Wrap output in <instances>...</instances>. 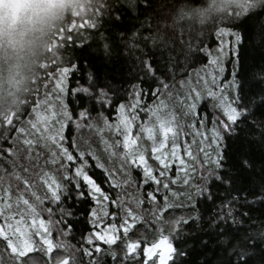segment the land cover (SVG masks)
I'll list each match as a JSON object with an SVG mask.
<instances>
[{"label": "snow or ice", "instance_id": "snow-or-ice-1", "mask_svg": "<svg viewBox=\"0 0 264 264\" xmlns=\"http://www.w3.org/2000/svg\"><path fill=\"white\" fill-rule=\"evenodd\" d=\"M70 2V19L64 20L56 29L46 47L45 59L38 65L37 74L28 80L15 106L0 111V244L3 245L0 257L11 260L12 264H22L29 253L42 249L45 256L52 259L53 232L60 235L72 232L70 220L76 217L73 208L81 203L90 205L85 209V219L92 229L84 239V243L92 247L81 251L83 256L92 257L94 252L100 251L97 241L112 245L122 236L127 237L138 223L152 224L158 215L153 209L158 196L162 195L164 201L161 211H166L169 206L166 193L177 195L172 186L179 182L184 186L185 199L193 208L196 206L193 200L199 202L202 199L212 205L217 199L221 200L215 219L218 227L228 226L221 228L223 239L219 241L224 253L223 264H264V247H261L264 235L244 236L237 240L231 227L236 221L229 207L235 198L229 200L217 196L214 191L219 188L230 196L242 178L250 180L256 175L255 161L250 162V157L246 156H241L236 164L240 169L239 175L225 171L220 146L225 137L240 140L254 137L259 131V141L252 138L247 143H259L264 147V121L255 120L257 111L264 108V65L251 75L252 94L241 98L243 86L233 82L236 96L232 103L209 87L216 84V75L211 72L205 76L197 73L195 83L190 79L180 80L178 95L167 91L168 102L159 100L151 108L147 105L141 108L143 89L137 85L126 90L135 99L134 103L127 106L118 103L114 107L113 96H118L119 91L107 79L89 73L88 85L73 89L72 94L85 95L103 109L114 107L115 122L110 123L105 118L103 128H96L98 134L107 130L113 137L111 143L103 140L106 166L89 142L74 136V131L94 126L90 123L91 113L87 108L74 117L64 103L65 81L78 68L76 63L71 62L69 66H60L66 60L64 52L71 47L82 49L89 44L90 38L94 39L100 45L103 58L127 66L133 79L138 77L144 82L145 78H152L158 81L160 87L153 88L151 92L156 98L162 94V89L169 90L170 85L157 77V69L153 67L155 61L145 57H154L157 50L168 52L171 76L166 75V79H172L195 52L191 47L182 46L179 54L183 56V62H180L172 56L169 43H158L153 35L156 29L151 15L155 0H124L133 12L138 7L142 8L141 15L148 19L140 21L139 25H129L121 19L118 14L120 9L117 8L120 0ZM261 12H264V0H238L237 7L228 18L239 21L247 17L255 25L254 38L264 48ZM217 34L223 36L225 33L218 29ZM229 34L234 36L235 48L241 37ZM223 51L221 47L219 52ZM234 55L238 57V53L234 52ZM210 64L217 65L218 58L210 60ZM172 69L176 71L172 72ZM49 84L53 86L49 88ZM205 91L207 98L217 101L214 107L223 109L224 116V120L219 122V129L213 126L211 137L202 131L205 117L199 111ZM138 110L148 114L151 126L138 122ZM70 126L73 132H69ZM134 127H138L135 136L132 134ZM141 134H146L147 140L151 141L150 151L138 143ZM206 143L208 147H205ZM193 145H196L195 153ZM208 148H212L215 158ZM209 162L211 166H208ZM97 169L102 173V179L97 176ZM133 173H137L135 178ZM197 174V183L193 185L191 180ZM260 180L264 182V169L261 170ZM133 183L137 188H151L143 194L147 204L145 199L129 194L127 189ZM161 188L165 194H161ZM69 201L72 203L69 204ZM141 207H147L143 214L138 212ZM107 208H111L112 212ZM105 219L110 223L105 224ZM182 223L189 221L183 220ZM187 255L163 237L146 247H142L141 242H129L124 260L127 262L129 258L135 260L142 256L140 264L149 260L153 264H179V258ZM57 264H70V260L63 258ZM71 264H77V261L72 259ZM80 264H83L82 259Z\"/></svg>", "mask_w": 264, "mask_h": 264}, {"label": "trees", "instance_id": "trees-1", "mask_svg": "<svg viewBox=\"0 0 264 264\" xmlns=\"http://www.w3.org/2000/svg\"><path fill=\"white\" fill-rule=\"evenodd\" d=\"M117 8L120 9L118 14L121 19L129 25H139L140 21L148 19L141 15V7L133 12L124 4V0H120ZM233 10V8L223 7L220 0H155V7L151 15L154 17V27L156 29L153 35L157 37L158 43H169L172 56L180 62H183V56L179 54L182 46L191 47L195 52V55L189 59L185 67L179 69L177 75L172 79H166V75L171 76L168 52L157 50L154 57H145L150 61H155L153 67L157 69V77L169 83L170 88L177 85L180 80L208 63L210 53L219 44L220 36L217 34V30L228 29L230 33H235L241 37L236 49L238 57L234 53L232 54V59L237 61V83L242 85L244 89L240 96L243 98L246 94H252L254 88L252 87L251 75L260 66L264 65V48L254 38L255 25L247 17L239 21H232L228 18ZM260 18L264 19V12L260 13ZM68 19H70L69 13L64 20ZM230 36L234 38L233 35ZM144 51L147 52L148 49H144ZM64 56L66 60L60 65L61 67L69 66V62L78 65L77 70L71 72L65 81L67 107L74 117L78 112L87 108L91 113L92 125L103 124L104 120L101 118L114 120L116 115L115 105L125 103L133 98L126 91L131 89L133 85L143 89L140 99L141 106H153V102L157 99L151 95V92L153 88L160 87L158 81H154L152 78H145L144 82H141L138 77L133 79L127 70V66L109 62L103 58L100 45L94 39L90 38L89 44L82 49L68 48L64 52ZM44 59L45 56L40 58L37 65L43 62ZM37 69L38 66L31 78L37 74ZM51 70L52 68L49 69V71ZM171 71L175 72L176 69ZM89 73L107 79L119 91L118 96H113V108L103 109L99 104H93L89 101L85 95L72 94L73 89L88 85ZM180 73H187V75H181ZM40 74L43 75V72ZM52 86V84H49V88ZM25 87L26 85L17 92V101L23 95ZM162 92H165V90L162 89ZM13 105L15 106V104ZM255 120L256 122L264 121V108L257 111ZM242 127L245 126L242 125ZM88 131V133L98 136L93 128L88 129ZM69 132H73L71 126ZM252 138L259 141L260 132L256 131L254 137H246L240 140L225 137L222 146L223 168L233 175H239L240 169L236 167V164L241 156H246L250 157V162L255 161L256 175L250 180L242 178L237 189L232 191L230 196L222 189H214L217 196L227 197L229 200L235 198L229 207L236 221L231 227L235 230L234 236L237 240L244 236L258 237L264 235V182L260 180L261 170L264 169V147L259 143L255 145L247 143V140ZM96 174L102 179V173L99 169L96 170ZM71 203L69 201V204ZM220 204V199L216 200L215 205L210 202L205 203L201 199L199 202L196 201L195 208L189 205L171 207L164 211L161 219L157 217L153 221V224L158 223L160 226L166 224L168 227L165 231L170 233V240L175 247L188 253L187 256L179 258V264H223L224 253L219 246V241L223 239L221 228H227L228 226H217L215 214L218 210L217 206ZM86 207H90V205L81 203L73 208L76 217L70 220L72 232L59 237L60 242H57L52 252V259L49 260L44 252L38 251L29 253L23 259L22 264H34L35 262L39 264H57L63 258H69L70 264L72 259H75L77 264H80L81 259L83 264H140L143 260L142 256L137 257L135 260L129 258L125 262L126 246L129 242H141L142 247L145 240L148 243L155 242L158 238L157 232L150 229L149 223H138L135 228L130 230L127 237L122 236L115 244L105 245L101 243L100 251L94 252L92 257L83 256L81 250L92 247L84 243L85 236L92 231L91 226L85 219ZM110 211L112 212L111 208ZM183 220H188L189 223L184 224L182 223ZM174 226H176L175 229ZM140 230H144L142 235L138 233ZM65 240L66 248L62 245ZM257 243L260 244V241L257 240ZM261 247H264V245H261ZM2 248L3 245L0 244V249ZM1 258L3 262H7V259ZM146 264H151V262L147 261Z\"/></svg>", "mask_w": 264, "mask_h": 264}, {"label": "rangeland", "instance_id": "rangeland-1", "mask_svg": "<svg viewBox=\"0 0 264 264\" xmlns=\"http://www.w3.org/2000/svg\"><path fill=\"white\" fill-rule=\"evenodd\" d=\"M221 4L223 7H229V8H233L235 9L237 7L238 4V0H220ZM224 31V35L220 36V40H219V44L217 45V47L214 49L213 52L210 53V58L207 64H205L203 67L197 69L196 71H194L193 73H191L189 76H187L184 79H190L192 83H195L196 80V76L197 73H199L201 76H205L206 73H211L214 72L216 75V84L215 85H209L210 88H212L214 91L217 92L218 96H223L227 99V101L229 103H232L235 100V96H236V90L232 87L233 82L237 83V61L236 59H232V54L234 52H236L237 46H235V48H233V46L235 45V39L233 37L230 36V31L228 29H222ZM50 42V40H49ZM49 42L46 44H49ZM46 47L42 53V57L46 56ZM223 47L224 51L221 53L219 52V49ZM218 58V64L213 66L210 64V60L213 59H217ZM40 60V59H39ZM38 60V61H39ZM37 61V62H38ZM222 69V71H221ZM233 73H235V76L233 75ZM210 79V76L208 77ZM31 79V78H30ZM24 82L23 79H16L15 76H13L11 79L8 78V70L7 67L3 64H0V103H8L10 105H13L17 102V92H19L21 90V88H23ZM66 87V86H65ZM178 88H179V84L175 85L174 87H171L169 90H165V92H162V94L159 96V98H157L152 104L153 106H148V107H155V105L159 102V100H165V102L167 103V91H173L174 95H178ZM203 95L205 96V99L203 100V102L199 105V111L202 115H204L205 117V127L202 129V131L208 133L209 137H211L212 135V128L215 125L217 129H219V122L224 120V116H223V109L218 108V107H214V105L217 103V101L215 100H211L209 98H207V93L206 91L203 93ZM64 103L67 105V100H66V95L63 97ZM135 102V99H131L126 101L125 104L126 106L129 104H132ZM140 106H141V102H140ZM233 106H235L233 104ZM141 108H143V106H141ZM69 110V109H68ZM102 120H104L103 118H101ZM138 122L142 123V124H149V126H151V122L149 121V116L148 114L143 111V110H138ZM108 121L110 123H114V120H109ZM91 123V121H90ZM93 129L96 130V128H103V124H97V125H93ZM199 127V125H198ZM74 131V130H73ZM88 128H84L82 127L80 130L78 131H74V136H76V138L83 140V141H87L91 144L92 150L95 152V154H97L101 160V162H104L106 164V166H108L107 163V154L103 151L104 148V144H103V140H107L109 141V143H111L113 137L111 135V133H109L107 130H103L102 133H99L98 136L96 134H90L88 133ZM97 132V131H96ZM138 132V127H134L133 128V135L135 136ZM225 141V139H224ZM224 141L221 143L220 146V150L222 152V146L224 144ZM138 143H141L143 145V147L146 150L151 149V141H148L146 138V134H141V141H139ZM205 147H208V144H205ZM214 147V145H213ZM196 145H193V151L194 153L196 152ZM209 152H212V148H208ZM202 155V154H201ZM213 158H215V153L212 152ZM208 166H211V162H209ZM137 175V173H133V178H135ZM198 175L196 177H193L191 180V183L193 185H195L197 183L198 180ZM147 187V186H146ZM183 189L184 186L182 184H180L179 182L175 185L172 186V191L176 192L177 195L173 196L171 194V192L166 193L168 195V208L171 207H178V206H188V202L185 199L184 195H183ZM127 191L129 192V194L133 197H137L139 199H145V203L147 204V200L144 197V192L145 191H151V188H144L143 186L140 188H137L135 183L132 184L131 187H129L127 189ZM161 194H165L164 190L161 188ZM158 202L153 205V209L154 211H156L158 213L157 217L159 219L162 218V214L164 213V211H161V209H163L164 207V201L162 199V195L161 197L157 198ZM196 201L197 200H193V204L196 205ZM134 203V202H133ZM167 208V209H168ZM107 211L110 212V208L106 209ZM147 211V207H141L140 209H138V212L143 214ZM111 213V212H110ZM105 224L110 223V221H108L107 219H105L104 221ZM117 227H119V220H117ZM168 226L162 225L160 226V224L155 223V224H150V229L156 230L157 232V239L155 242H158L161 238L163 237H167L169 241L170 240V233L166 232L165 229ZM171 227V224H170ZM149 229V227H147ZM176 228V226H174V229ZM144 232V230H140L138 233L140 235H142V233ZM130 233V232H129ZM59 237H61V235L58 232H53V235L51 237L52 242L54 244V248L57 245V242H60ZM59 239V240H58ZM98 242V243H97ZM97 246L101 247L102 244H104L102 241H97ZM172 242V241H171ZM102 243V244H101ZM144 246L146 247L148 245H151L153 243H148L146 240L143 241ZM173 243V242H172ZM65 248H66V240L63 242L62 244ZM66 245V246H65ZM107 245V244H105ZM37 247L39 248L40 245L37 244ZM41 251L43 252V250L41 249ZM52 256V253H51ZM24 259V258H23ZM149 262H151V264H153V261L149 260ZM0 264H12L11 260L7 259V262H3L2 258L0 257ZM34 264H39L38 262H35ZM158 264V262H157Z\"/></svg>", "mask_w": 264, "mask_h": 264}, {"label": "clouds", "instance_id": "clouds-1", "mask_svg": "<svg viewBox=\"0 0 264 264\" xmlns=\"http://www.w3.org/2000/svg\"><path fill=\"white\" fill-rule=\"evenodd\" d=\"M71 7L70 0H0V64L7 67L9 79L15 76L27 85ZM11 107L0 103V111Z\"/></svg>", "mask_w": 264, "mask_h": 264}, {"label": "flooded vegetation", "instance_id": "flooded-vegetation-1", "mask_svg": "<svg viewBox=\"0 0 264 264\" xmlns=\"http://www.w3.org/2000/svg\"><path fill=\"white\" fill-rule=\"evenodd\" d=\"M143 187H144V188H148L149 186H147V187H146V186H143ZM158 197H161V196H158ZM110 212H111V211H110Z\"/></svg>", "mask_w": 264, "mask_h": 264}]
</instances>
